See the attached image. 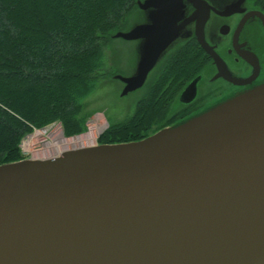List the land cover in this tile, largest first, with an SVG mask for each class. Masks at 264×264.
Masks as SVG:
<instances>
[{"label":"water","instance_id":"obj_1","mask_svg":"<svg viewBox=\"0 0 264 264\" xmlns=\"http://www.w3.org/2000/svg\"><path fill=\"white\" fill-rule=\"evenodd\" d=\"M136 4L155 11L113 35L146 40L121 96L185 7ZM0 264H264V83L138 141L0 165Z\"/></svg>","mask_w":264,"mask_h":264},{"label":"trees","instance_id":"obj_2","mask_svg":"<svg viewBox=\"0 0 264 264\" xmlns=\"http://www.w3.org/2000/svg\"><path fill=\"white\" fill-rule=\"evenodd\" d=\"M135 2L0 0V165L23 159L21 140L34 129L58 122L68 137L82 133V109L99 88L105 48ZM253 2L264 12V0ZM149 125L139 106L97 143L140 140Z\"/></svg>","mask_w":264,"mask_h":264},{"label":"flooded vegetation","instance_id":"obj_3","mask_svg":"<svg viewBox=\"0 0 264 264\" xmlns=\"http://www.w3.org/2000/svg\"><path fill=\"white\" fill-rule=\"evenodd\" d=\"M183 1V15L176 23L177 37L159 56L142 85L123 96L133 99L131 117L139 106L149 114L150 125L143 138L264 83V12L248 0ZM138 10L141 17L132 27L149 24L148 16L155 11ZM145 41H126L135 47L132 65L124 75L113 76L123 88L116 76L130 78L137 74Z\"/></svg>","mask_w":264,"mask_h":264},{"label":"rangeland","instance_id":"obj_4","mask_svg":"<svg viewBox=\"0 0 264 264\" xmlns=\"http://www.w3.org/2000/svg\"><path fill=\"white\" fill-rule=\"evenodd\" d=\"M248 2L254 3L253 0ZM135 5L123 28L115 33L128 31L139 20L141 13ZM113 35L105 48V65L104 71L100 72L99 88L85 101L82 109L85 119L82 133L68 137L58 122L34 129L21 140L23 159H47L66 150L96 145L97 138L110 126H119L131 117L133 99L121 96L123 86L113 76L124 75L128 71L135 47L134 44L113 38Z\"/></svg>","mask_w":264,"mask_h":264}]
</instances>
